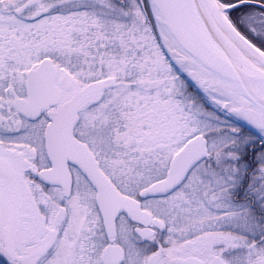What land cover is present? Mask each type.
Masks as SVG:
<instances>
[{"label": "snow or ice", "instance_id": "1", "mask_svg": "<svg viewBox=\"0 0 264 264\" xmlns=\"http://www.w3.org/2000/svg\"><path fill=\"white\" fill-rule=\"evenodd\" d=\"M0 264H264V0H0Z\"/></svg>", "mask_w": 264, "mask_h": 264}]
</instances>
